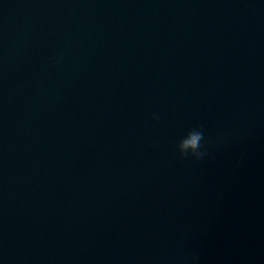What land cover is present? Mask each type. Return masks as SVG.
<instances>
[{
    "label": "water",
    "instance_id": "1",
    "mask_svg": "<svg viewBox=\"0 0 264 264\" xmlns=\"http://www.w3.org/2000/svg\"><path fill=\"white\" fill-rule=\"evenodd\" d=\"M0 264H264V0H0Z\"/></svg>",
    "mask_w": 264,
    "mask_h": 264
},
{
    "label": "clouds",
    "instance_id": "2",
    "mask_svg": "<svg viewBox=\"0 0 264 264\" xmlns=\"http://www.w3.org/2000/svg\"><path fill=\"white\" fill-rule=\"evenodd\" d=\"M153 119H158V117L154 115ZM203 140L204 133L202 129L193 128L188 131L187 136L181 139L177 145L181 158H192L197 162L201 161L207 155L202 147Z\"/></svg>",
    "mask_w": 264,
    "mask_h": 264
}]
</instances>
